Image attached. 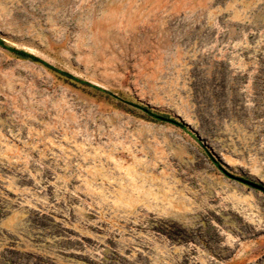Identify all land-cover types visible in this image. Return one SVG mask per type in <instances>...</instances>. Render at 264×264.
<instances>
[{
	"label": "rangeland",
	"instance_id": "rangeland-1",
	"mask_svg": "<svg viewBox=\"0 0 264 264\" xmlns=\"http://www.w3.org/2000/svg\"><path fill=\"white\" fill-rule=\"evenodd\" d=\"M0 39L84 81L0 46V264H264V0H0Z\"/></svg>",
	"mask_w": 264,
	"mask_h": 264
},
{
	"label": "trees",
	"instance_id": "trees-1",
	"mask_svg": "<svg viewBox=\"0 0 264 264\" xmlns=\"http://www.w3.org/2000/svg\"><path fill=\"white\" fill-rule=\"evenodd\" d=\"M0 46L3 47V48L8 49L9 51H11L14 55H16L19 58L29 59L31 61L40 63V64L44 65L45 67H47L48 69L60 74L61 76L65 77L66 79H68L70 81L84 82V81H81V79H79L78 77L74 76L73 74L54 67L53 65H51L48 62H46L43 59H41L40 57H37V56L27 52V51H24L23 49H18V48L11 47V46L7 45L1 39H0ZM84 84L89 85V83H84ZM102 90H104V92H107V93L109 92V91H107L105 89H102ZM136 106L141 108V109H143V110H146L150 115L154 116L155 118H158V120L172 122L174 124H177L178 126L184 127V124L182 122L176 121L175 119L171 118L169 115H164V114L161 115V114H158V113H154L150 109H148L147 107H145L143 105L136 104ZM208 156L217 165L218 168H220L221 170L225 171L219 165L217 160H215L210 154H208Z\"/></svg>",
	"mask_w": 264,
	"mask_h": 264
},
{
	"label": "bare ground",
	"instance_id": "bare-ground-1",
	"mask_svg": "<svg viewBox=\"0 0 264 264\" xmlns=\"http://www.w3.org/2000/svg\"><path fill=\"white\" fill-rule=\"evenodd\" d=\"M91 157V156H90ZM111 162V161H110ZM111 164V163H110ZM98 175V174H97ZM154 177V176H153ZM114 184V183H113ZM137 184V183H136ZM135 186V185H134ZM163 186V185H162ZM133 188V187H132ZM125 190V189H124ZM143 191V190H142ZM164 191V190H163ZM145 192V191H144ZM169 192V191H168ZM166 196V195H165ZM165 200V199H164ZM170 200V199H169Z\"/></svg>",
	"mask_w": 264,
	"mask_h": 264
},
{
	"label": "water",
	"instance_id": "water-1",
	"mask_svg": "<svg viewBox=\"0 0 264 264\" xmlns=\"http://www.w3.org/2000/svg\"><path fill=\"white\" fill-rule=\"evenodd\" d=\"M240 179V178H239ZM241 180H243V179H241Z\"/></svg>",
	"mask_w": 264,
	"mask_h": 264
}]
</instances>
